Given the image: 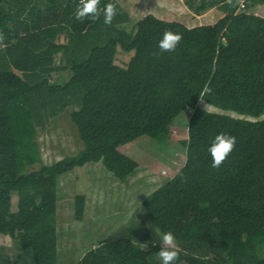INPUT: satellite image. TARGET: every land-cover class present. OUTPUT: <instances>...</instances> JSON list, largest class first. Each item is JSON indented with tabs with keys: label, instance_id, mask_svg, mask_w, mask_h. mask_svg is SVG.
<instances>
[{
	"label": "trees",
	"instance_id": "obj_1",
	"mask_svg": "<svg viewBox=\"0 0 264 264\" xmlns=\"http://www.w3.org/2000/svg\"><path fill=\"white\" fill-rule=\"evenodd\" d=\"M120 1L100 0L101 9L117 5L106 26L102 13L95 22L76 20L80 0H0V218L32 255L5 264H57L59 177L101 161L126 181L139 165L120 148L146 135L169 140V124L188 107L196 110L181 141L184 164L141 201L148 224L124 226L77 264H160L154 257L169 231L176 264H264V15L251 10L264 0H183L196 15L222 13L196 26L153 13L130 25ZM166 30L183 38L161 53ZM118 47L133 51L124 80L103 84L92 67ZM200 98L219 110L199 109ZM67 110L83 147L43 164L37 129ZM219 133L236 145L213 168L207 149ZM73 206L82 220L86 196L76 195Z\"/></svg>",
	"mask_w": 264,
	"mask_h": 264
},
{
	"label": "rangeland",
	"instance_id": "obj_2",
	"mask_svg": "<svg viewBox=\"0 0 264 264\" xmlns=\"http://www.w3.org/2000/svg\"><path fill=\"white\" fill-rule=\"evenodd\" d=\"M120 4L130 14V25L147 13H153L165 20H178L187 26L210 24L222 15L218 9L196 15L187 8L183 0H122ZM251 10L264 15V4H256ZM132 54L133 51H123L118 47L98 60L92 69H97L100 73L103 84L123 81L126 64ZM206 105L200 100L198 108L207 111L219 110ZM68 110L53 119L45 130L37 129V141L43 164H51L67 155H75L83 147L69 119ZM195 110L188 107L172 120L169 124L171 129L169 140L160 141L146 135L120 148L139 165L126 181H118L101 161L87 163L59 177L57 264H77L89 248L95 247L98 242L109 236H116L120 231L125 232L124 226L131 223L133 226L148 224L141 201L170 180L184 164L185 148L181 141L188 136L189 121ZM38 167L39 164L36 163L30 166L29 170ZM76 195L86 196L82 220H77L74 214L73 200ZM16 205L17 195L13 193L14 210ZM2 232L6 235L4 240L0 235V246L3 247L0 250L2 260L7 257L13 260L19 253L26 261L32 260L29 249L17 246L8 231ZM161 236L162 234L160 239ZM259 254L264 257L263 245ZM154 259L159 260L158 256ZM146 263L150 264L147 260ZM1 264H5V261H1Z\"/></svg>",
	"mask_w": 264,
	"mask_h": 264
},
{
	"label": "clouds",
	"instance_id": "obj_3",
	"mask_svg": "<svg viewBox=\"0 0 264 264\" xmlns=\"http://www.w3.org/2000/svg\"><path fill=\"white\" fill-rule=\"evenodd\" d=\"M225 2L231 5L233 0H225ZM99 5L100 0H80L79 6L75 11V19L81 22L85 19H91L95 22L100 19L102 13L103 23L106 26H110L118 14L117 5L114 3H107L103 9H101ZM182 38V34L166 30L158 43L159 51L161 53L176 51ZM3 39V34H0V41ZM206 91L211 93L210 88ZM200 99L203 101L202 98ZM235 145L236 138L234 136L226 133L217 134L207 149L212 159L211 166L213 168L221 167L234 150ZM157 256L160 260V264H176L179 253L176 246L175 235L171 231L162 234L161 247Z\"/></svg>",
	"mask_w": 264,
	"mask_h": 264
},
{
	"label": "crops",
	"instance_id": "obj_4",
	"mask_svg": "<svg viewBox=\"0 0 264 264\" xmlns=\"http://www.w3.org/2000/svg\"><path fill=\"white\" fill-rule=\"evenodd\" d=\"M184 2V1H183ZM185 4V3H184ZM194 16V15H193ZM1 220H0V226H2V230L0 231V235H2V237H3V240H4V238H5V234L2 232V231H4L5 229H7L8 228V224H7V222H5L2 218H0ZM9 234V233H8ZM2 240V241H3ZM3 247L2 246H0V250L2 249Z\"/></svg>",
	"mask_w": 264,
	"mask_h": 264
},
{
	"label": "built area",
	"instance_id": "obj_5",
	"mask_svg": "<svg viewBox=\"0 0 264 264\" xmlns=\"http://www.w3.org/2000/svg\"><path fill=\"white\" fill-rule=\"evenodd\" d=\"M243 6V4H241Z\"/></svg>",
	"mask_w": 264,
	"mask_h": 264
}]
</instances>
